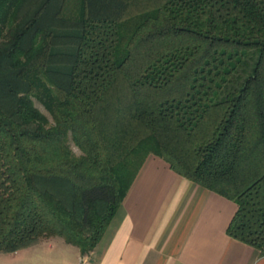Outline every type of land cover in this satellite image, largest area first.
Wrapping results in <instances>:
<instances>
[{
	"label": "trees",
	"instance_id": "trees-1",
	"mask_svg": "<svg viewBox=\"0 0 264 264\" xmlns=\"http://www.w3.org/2000/svg\"><path fill=\"white\" fill-rule=\"evenodd\" d=\"M149 154L264 255V0H0V251L90 252Z\"/></svg>",
	"mask_w": 264,
	"mask_h": 264
},
{
	"label": "crops",
	"instance_id": "crops-1",
	"mask_svg": "<svg viewBox=\"0 0 264 264\" xmlns=\"http://www.w3.org/2000/svg\"><path fill=\"white\" fill-rule=\"evenodd\" d=\"M236 203L149 154L93 250L41 237L0 264H264V255L226 232Z\"/></svg>",
	"mask_w": 264,
	"mask_h": 264
},
{
	"label": "rangeland",
	"instance_id": "rangeland-1",
	"mask_svg": "<svg viewBox=\"0 0 264 264\" xmlns=\"http://www.w3.org/2000/svg\"><path fill=\"white\" fill-rule=\"evenodd\" d=\"M34 102H35V105L42 111V112H44L48 117H49V119L51 120V116H50V114H49V112L46 110V108L39 102V101H37L36 99H34ZM69 144H70V146H72V145H74V143L71 141V140H69ZM75 146V145H74ZM77 147V146H76ZM79 150V149H78Z\"/></svg>",
	"mask_w": 264,
	"mask_h": 264
},
{
	"label": "clouds",
	"instance_id": "clouds-1",
	"mask_svg": "<svg viewBox=\"0 0 264 264\" xmlns=\"http://www.w3.org/2000/svg\"><path fill=\"white\" fill-rule=\"evenodd\" d=\"M43 114V113H42ZM71 147V150L73 151V153L79 157L80 155H82V152L80 150H78V148L74 145L70 146ZM261 259H264V258H261ZM257 264H259V260L257 261Z\"/></svg>",
	"mask_w": 264,
	"mask_h": 264
}]
</instances>
